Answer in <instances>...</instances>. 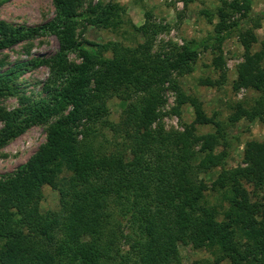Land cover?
I'll return each mask as SVG.
<instances>
[{"label": "trees", "instance_id": "trees-1", "mask_svg": "<svg viewBox=\"0 0 264 264\" xmlns=\"http://www.w3.org/2000/svg\"><path fill=\"white\" fill-rule=\"evenodd\" d=\"M74 1L52 0L53 16L39 25L0 20V50L45 33L57 40L50 55L17 60L0 71V101L8 95L18 99L11 109L0 105V148L29 126L48 123L37 149L0 175V264H182L179 244L211 250L214 264L222 259L229 264H264V138L249 141L241 163L225 168L228 152L224 147L214 150L219 123L206 116L176 80L189 72L197 56L192 41L165 43L154 51L152 40L159 27L147 22L133 27L148 36L132 48L78 39L80 21L114 29L123 10L115 2H97L78 12ZM220 4L218 54L212 65L223 68L219 33L237 24L229 18L238 14L250 21L237 34L243 60L236 65L231 88L258 93L249 107L234 104L227 121L263 120L264 38L250 52L259 18L248 14L249 0ZM107 51L110 56L103 54ZM69 53L78 61H71ZM40 65L48 70L42 95L29 98L15 81ZM166 89L175 97L172 113L189 103L194 122L214 124L215 132L197 135L191 124L182 131L164 130L158 107ZM110 95L128 101L120 121L127 139L102 150L94 146V128L97 122L110 124L96 105ZM214 167L219 171L209 189L227 203L220 220L206 199L208 188L198 178ZM42 185L57 191V212L39 210ZM236 234L244 242L237 241Z\"/></svg>", "mask_w": 264, "mask_h": 264}, {"label": "rangeland", "instance_id": "rangeland-1", "mask_svg": "<svg viewBox=\"0 0 264 264\" xmlns=\"http://www.w3.org/2000/svg\"><path fill=\"white\" fill-rule=\"evenodd\" d=\"M101 5L115 2L120 5L123 13L120 17L121 23L114 29L100 28L94 24L80 21L76 29V37L95 43L116 42L125 47H134L144 41L148 34L142 35L133 27L142 24L153 23L157 27L156 34L152 40V50L157 51L165 43L181 45L183 42L192 41L197 50V56L190 65L189 72L177 76L176 80L182 91L191 98H195L203 112L219 123L218 143L215 144L216 151L223 147L228 152L224 167L230 168L241 163L243 151L251 140L261 141L264 138V119L248 121L245 118L230 123L227 116L233 111L232 106L236 103L245 107L253 104L258 93L252 89L231 88L232 81L236 78V65L243 60V49L238 41L237 34L250 26V21L239 18L233 14L229 21H236V26L229 30L220 31V52L224 61L221 70L214 68L212 58L218 54L215 49V36L218 35L216 25L218 23L217 8L221 0H192L183 3V0H75L76 11L81 12L87 6L94 3ZM54 14L52 0H3L0 2V20L11 25H39L49 20ZM248 14L258 17L260 26L254 30L257 40L251 45L250 52L259 48L260 37L264 36V0H249ZM165 27V28H164ZM168 46V45H167ZM57 49V40L53 34L45 33L28 41H22L11 48L0 50V59L4 64L0 71L10 66L17 60L45 57ZM216 53V54H215ZM110 56V52H103ZM71 61H78L74 53H69ZM264 65V61H263ZM47 67L40 65L25 71L16 79L22 93L29 98L42 95L41 85L47 77ZM223 73V77H221ZM212 82V84H208ZM163 102L158 107L160 113L159 123L164 130L182 131L185 125H193L194 133L197 135L214 133V124H200L194 122L192 106L185 103L179 106L178 113H172L171 108L175 105L173 91L166 89L161 94ZM127 100L119 95H110L96 105L101 111L102 118L106 119L109 126L99 125L96 131L95 147L102 150H111L115 142L127 139V134L121 129L120 121L122 110ZM17 95H8L1 99L0 105L5 109H11L18 104ZM48 123L33 124L26 128L21 134L9 140L0 148V175L11 171L23 163L45 139V128ZM198 145L194 150H198ZM198 154V155H197ZM196 155L199 156V153ZM129 157V152H125ZM219 167L211 168L198 174L208 189L205 190L206 199L210 205L216 207V218L222 219V212L227 203L221 198L220 193L209 189L210 183L215 179ZM250 189L249 186H247ZM39 210H59V199L57 191L48 186L40 188ZM114 221V219H113ZM239 242L244 240L236 234ZM238 242V243H239ZM120 247L126 246L120 241ZM179 257L182 264H192L199 261L201 264H214V254L204 247H193L191 244L178 245ZM217 264H229L226 259L218 261Z\"/></svg>", "mask_w": 264, "mask_h": 264}, {"label": "crops", "instance_id": "crops-1", "mask_svg": "<svg viewBox=\"0 0 264 264\" xmlns=\"http://www.w3.org/2000/svg\"><path fill=\"white\" fill-rule=\"evenodd\" d=\"M262 38H264V36H263V37H260V40H261ZM256 40H257V37H256Z\"/></svg>", "mask_w": 264, "mask_h": 264}]
</instances>
